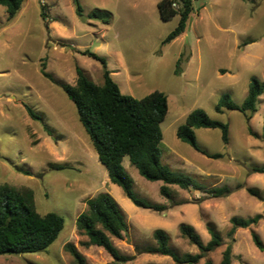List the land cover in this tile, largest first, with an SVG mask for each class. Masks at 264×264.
Listing matches in <instances>:
<instances>
[{
  "label": "rangeland",
  "instance_id": "obj_1",
  "mask_svg": "<svg viewBox=\"0 0 264 264\" xmlns=\"http://www.w3.org/2000/svg\"><path fill=\"white\" fill-rule=\"evenodd\" d=\"M78 1L82 19L72 0H24L12 19L0 6V185L31 190L40 214L54 212L64 220L46 251L1 255L0 264H74L64 250L68 243L87 264L112 263L102 248L85 245L87 237L76 229L86 201L101 193L116 201L127 225L121 240H111L130 260L116 264H172L170 257L136 252L155 245V230L169 236L179 256L195 255L197 248L181 236L179 226H192L206 244L208 223L220 234L222 245L197 264L207 259L219 264L230 243V218L255 215L261 216L256 225L234 234L232 264H264V251L250 236L254 230L264 243V175L249 171L251 166H264V94L249 121L237 111L215 112L225 94L241 105L252 77L264 83V0H192L184 33L165 44L179 17L162 21V0ZM93 12L103 14L93 17ZM85 53L105 60L123 95L142 99L158 91L167 97L168 111L160 125L163 166L190 176L205 189L227 186L231 193L213 198L172 186L166 199L159 194L161 182L145 180L125 157L132 192L166 209L155 212L133 205L110 182L74 104L58 85H74L77 67L88 80L102 85V65ZM42 64L53 82L42 75ZM25 107L38 119L30 118ZM196 109L228 127L227 144L219 129L195 130L198 146L222 155L219 159L207 158L176 137L177 128ZM247 189L257 190L259 197Z\"/></svg>",
  "mask_w": 264,
  "mask_h": 264
},
{
  "label": "trees",
  "instance_id": "obj_2",
  "mask_svg": "<svg viewBox=\"0 0 264 264\" xmlns=\"http://www.w3.org/2000/svg\"><path fill=\"white\" fill-rule=\"evenodd\" d=\"M23 1L0 0V6L5 8L8 19H12L19 12ZM72 4L75 7L76 16L82 19L83 14L79 1L72 0ZM192 10V0H162L158 3L159 17L162 21H168L175 16L179 17L177 26L168 34L164 44L174 41L184 33ZM99 14L93 12L91 16L98 17ZM41 16L45 17L43 13ZM85 55L102 65V85H96L88 80L78 67L75 69L74 85H58L74 104L78 121L98 161L106 168L110 182L121 188L123 194L133 205L155 212L166 209L163 205L141 200L132 192L133 180L122 166L125 157L145 180L161 182L159 194L166 199L171 197V186H177L182 190H200L213 198L225 197L231 193V189L227 186L205 189L190 176L175 174L163 166L160 161L159 148L163 139L160 125L168 111L167 97L158 91L142 99L123 95L111 79L105 60L93 53H85ZM179 63L180 60L177 66ZM40 70L46 79L53 82L52 77L44 71V64L41 65ZM262 94H264V83L252 77L246 98L241 105L235 104L225 94L215 106V112L222 114L225 110L237 111L246 121H249L257 111ZM25 109L30 118L38 119L29 107ZM196 129H219L222 142L227 144V125L210 119L203 110L196 109L188 115L185 124L179 126L176 131V137L196 152L211 159L221 158L222 155L208 154L198 146L195 136ZM249 133L255 136L250 130ZM249 171L253 174L264 175V166H251ZM247 192L251 196L259 197L257 190L247 189ZM86 206L87 210L76 219L77 231L87 237L88 241L85 245L102 248L112 258L110 264L129 261L130 258L122 255L111 240V238L121 240L127 231L124 216L116 201L109 194L101 193L87 200ZM260 219V215L248 219L230 218V229L227 233L230 243L222 252L219 264H232V247L236 230L256 225ZM63 226L64 220L58 214L54 212L40 214L36 210L31 190H19L8 184L0 185V256L44 252L57 239ZM206 230L210 239L204 244L192 226L186 224L179 226L181 236L197 248L198 253L195 255L179 256L175 253L169 245V236L162 230L153 232L154 246L142 250L137 248L136 252L167 256L172 259V264H197L222 245L223 240L220 234L211 224L206 225ZM250 236L254 246L259 251H264V243L259 235L254 230H250ZM64 250L72 257L74 264H87L73 245L66 244ZM204 264L213 263L207 259Z\"/></svg>",
  "mask_w": 264,
  "mask_h": 264
},
{
  "label": "crops",
  "instance_id": "obj_3",
  "mask_svg": "<svg viewBox=\"0 0 264 264\" xmlns=\"http://www.w3.org/2000/svg\"><path fill=\"white\" fill-rule=\"evenodd\" d=\"M123 161H124V159H123ZM123 161H122V166H123ZM123 168H124V167H123ZM197 175L200 176V177L202 176V175H200V174H197ZM160 186H161V185H160ZM171 187H172V186H171Z\"/></svg>",
  "mask_w": 264,
  "mask_h": 264
},
{
  "label": "built area",
  "instance_id": "obj_4",
  "mask_svg": "<svg viewBox=\"0 0 264 264\" xmlns=\"http://www.w3.org/2000/svg\"><path fill=\"white\" fill-rule=\"evenodd\" d=\"M173 7H176L175 5H173Z\"/></svg>",
  "mask_w": 264,
  "mask_h": 264
}]
</instances>
